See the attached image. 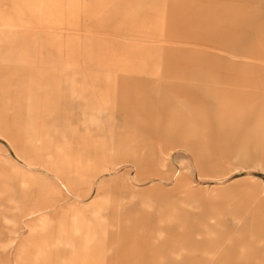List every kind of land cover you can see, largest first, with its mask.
<instances>
[{
  "label": "rangeland",
  "instance_id": "obj_1",
  "mask_svg": "<svg viewBox=\"0 0 264 264\" xmlns=\"http://www.w3.org/2000/svg\"><path fill=\"white\" fill-rule=\"evenodd\" d=\"M0 264H264V0H0Z\"/></svg>",
  "mask_w": 264,
  "mask_h": 264
},
{
  "label": "crops",
  "instance_id": "obj_2",
  "mask_svg": "<svg viewBox=\"0 0 264 264\" xmlns=\"http://www.w3.org/2000/svg\"><path fill=\"white\" fill-rule=\"evenodd\" d=\"M198 229V228H197ZM215 252V251H214ZM214 252H212V254L214 253ZM212 257V256H211Z\"/></svg>",
  "mask_w": 264,
  "mask_h": 264
}]
</instances>
